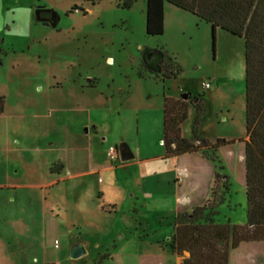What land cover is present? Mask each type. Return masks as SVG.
I'll return each mask as SVG.
<instances>
[{"label":"rangeland","instance_id":"rangeland-1","mask_svg":"<svg viewBox=\"0 0 264 264\" xmlns=\"http://www.w3.org/2000/svg\"><path fill=\"white\" fill-rule=\"evenodd\" d=\"M144 9L143 0L127 10L117 0H0V181L13 173L10 161L26 164L39 182L49 181L44 165L56 154L70 165L62 181L45 189V201L42 192L21 190L13 203L0 190V264H174L164 253H171L175 216L166 182L174 159H161L159 141L162 94L173 91L203 94L200 119L190 107L182 134L196 129L210 142L235 141L203 152L220 174L212 186L214 220L246 223L237 143L246 138L243 40L215 29L212 43L208 24L167 3L163 34L147 36ZM36 10L51 12L48 26L34 21ZM161 48L164 62L181 68L174 79L164 81L153 69L151 51ZM121 143L139 153L110 161L109 148ZM89 154L113 169L78 174ZM200 156L182 159L195 176L181 181L179 192H206L209 162ZM55 207L58 218L50 213ZM33 216L37 224L27 232L20 221ZM72 242L84 245L83 256L70 258Z\"/></svg>","mask_w":264,"mask_h":264},{"label":"trees","instance_id":"trees-1","mask_svg":"<svg viewBox=\"0 0 264 264\" xmlns=\"http://www.w3.org/2000/svg\"><path fill=\"white\" fill-rule=\"evenodd\" d=\"M91 5L99 0H86ZM122 9H129L136 0H117ZM145 4L144 30L147 36L163 34L164 2L191 14L208 24L212 43L216 28L243 40L244 44V127L245 139L238 140L239 158L244 168V190L246 223L243 225L220 224L213 221L217 214L213 203V189L218 174L213 159L203 152L220 150L232 146L234 140L217 138L213 142L199 138L193 129L191 138H184L180 126L186 120L190 107L196 109L198 120L202 115L198 98L163 97L162 138L164 158H178L183 155L200 154L214 168L209 197L202 205L190 211H178L171 226L174 233L169 250L180 256L188 253L182 264H228V253L242 242L264 240V0H143ZM73 7L71 11H76ZM154 71L161 79H174L181 73L180 66L165 63L168 54L153 49ZM196 100V102H193ZM5 98L0 95V115L3 113ZM57 173L54 167L50 169ZM227 183V176H224ZM229 183L224 184L228 190ZM211 198V200H210ZM222 204V200L218 205ZM108 257V254L99 259Z\"/></svg>","mask_w":264,"mask_h":264},{"label":"crops","instance_id":"crops-1","mask_svg":"<svg viewBox=\"0 0 264 264\" xmlns=\"http://www.w3.org/2000/svg\"><path fill=\"white\" fill-rule=\"evenodd\" d=\"M164 3H166V2H164ZM163 10H164V4H163ZM163 20H164V11H163ZM144 22H145V9H144ZM216 29H218V28H216ZM165 80H170V79H164V81ZM94 86H95L94 84H90L88 88H92ZM182 95L183 94L180 93L179 91H175V92L173 91V93H167V94L163 93L162 94V100H163V97L178 98V97H181ZM4 112L5 111L3 110V113L0 116L3 117ZM182 124L180 126L181 136L184 138H191L192 135H191V137H188V136L182 134V126H183ZM93 127L95 128L94 134H97L96 133L97 132L96 127L95 126H93ZM196 134L199 138H203L198 134V132H196ZM159 141L161 142V139ZM13 142L18 143L17 140H14ZM139 150H140V148H136V147L134 149L133 148L130 149V151L135 156H136V154L139 153ZM89 155H90L89 159L87 160V162H84L82 164V166L80 167L81 171L78 174H80V175H86V174H90V173L96 174L98 172L108 171V170L113 169L112 165H110L107 162L102 163V164L96 162L94 164L93 163L94 160L92 159V155L91 154H89ZM188 156L199 157L200 154L198 153V154H191V155H183V156L178 157V158H173V157L164 158V156L161 157V159H172V158L174 159L173 160L174 166L172 167V169H170L168 171L170 173V178H168L166 182H167L168 187H170V190H172L171 192H168L167 195H169V197H171L172 211L174 212L175 215L177 214L178 211H185V210L190 211L192 207L204 204L209 197V190L212 186V178H213L214 168H212L211 163H207L206 167L208 169L207 170L208 171V177H207L208 178V184H207L206 192L205 193L201 192V194L196 193V192L192 193L190 191L189 192H187V191H180L179 192L178 188L180 186L179 185L180 182L190 180V178L195 176L194 172H193L194 168H193L192 164H189L188 162L186 163L182 160L184 157H188ZM200 159H202V157ZM10 162H11V164H13L12 167L14 168V171L11 174H4L3 175L2 181H0V190L2 191V193L3 192L5 194L7 193V195H13V198L10 199V201L13 203L16 200L18 201V199H19L18 191H21V190H27V191L30 190L31 193L35 192V190L39 191L40 193L42 192L41 196L43 197V200L45 201L47 198L46 194L44 193L45 189L51 188V187H54L55 185H57L59 183V181H62V170L64 172L65 169H70L69 164L62 162L61 154H56L51 160H49L48 163H46L44 165V168H46V172H48L49 181L39 182V180H37L35 176H33L31 173L25 171L24 165H26V164L18 163L16 161H10ZM57 162L61 163V165H60L61 168L56 169V170H58L57 173H52L50 171V169H51L52 165L56 164ZM62 165H63V168H62ZM59 170H60V172H59ZM57 176H60V177L56 178ZM155 186H156V183L151 184L152 188ZM244 192H245V190H244ZM227 207L229 208V206H227ZM54 210L50 209V213H51V215H54L53 214V212H54L58 218L59 209L57 207H55ZM218 214H219V212H217L216 215H218ZM32 220H33L32 222H29V221L24 222V219L20 221L21 226L27 232L32 231V228L37 224V223H35L36 221H34V216H33ZM213 221L216 222L214 220V217H213ZM46 222H47L46 220L43 221L42 226L44 228L46 227ZM216 223H218V222H216ZM225 223H228L230 225H243L241 222H236V221H233L232 223H229V222H225ZM225 223H220V224H225ZM173 233H174V230L172 228V235H173ZM172 235H171V237H172ZM78 245H81L84 248V245L82 243L74 245V243L72 242L71 246H70V250L72 248H74L75 246H78ZM54 247H55V245H54ZM70 250H69V253H70ZM164 253L166 255H169V257H175L174 258L175 259L174 264H181L183 259L188 257V254H184L183 257H179L177 255H173V254L168 253L166 251ZM228 264H264V240L240 243L238 245V247L229 251V253H228Z\"/></svg>","mask_w":264,"mask_h":264},{"label":"water","instance_id":"water-1","mask_svg":"<svg viewBox=\"0 0 264 264\" xmlns=\"http://www.w3.org/2000/svg\"><path fill=\"white\" fill-rule=\"evenodd\" d=\"M39 12H42V11L41 10L35 11L34 21L36 23L42 24L43 26H48V23L39 17ZM188 97H189L188 94L182 95L183 100H187ZM193 102H196V100H194ZM116 152L118 154V159L120 162H126V161L134 159L133 153L130 151L128 146L124 143H121L120 146L118 148H116ZM84 254H85V250H84L83 246H81V245L75 246L74 248H72L70 250V253H69L70 258H73V259H77V258L83 256Z\"/></svg>","mask_w":264,"mask_h":264},{"label":"built area","instance_id":"built-area-1","mask_svg":"<svg viewBox=\"0 0 264 264\" xmlns=\"http://www.w3.org/2000/svg\"><path fill=\"white\" fill-rule=\"evenodd\" d=\"M209 87H210V84L209 83L206 82V83L203 84V88L204 89H207ZM107 156H108V159L110 161H115L117 159V157H118V154L116 152V148H114V147L109 148V150L107 152ZM56 247H57V244H55V248Z\"/></svg>","mask_w":264,"mask_h":264},{"label":"flooded vegetation","instance_id":"flooded-vegetation-1","mask_svg":"<svg viewBox=\"0 0 264 264\" xmlns=\"http://www.w3.org/2000/svg\"><path fill=\"white\" fill-rule=\"evenodd\" d=\"M39 17L48 23L52 20L51 12H39Z\"/></svg>","mask_w":264,"mask_h":264}]
</instances>
